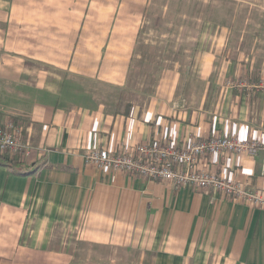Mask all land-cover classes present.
Returning <instances> with one entry per match:
<instances>
[{
  "label": "crops",
  "instance_id": "0c3cea01",
  "mask_svg": "<svg viewBox=\"0 0 264 264\" xmlns=\"http://www.w3.org/2000/svg\"><path fill=\"white\" fill-rule=\"evenodd\" d=\"M96 8L101 21L114 13ZM81 11L66 0H0V118L21 123L32 146L28 159L15 157L19 165L0 162V264H264V211L84 160L92 148L183 146L217 135L264 144V95L226 87L264 80V59L202 46L185 68L163 70L145 102L82 105L67 98L66 67L54 54L65 51L60 36H73L70 50L80 43ZM129 25L118 29L121 39L135 30ZM263 161L264 150L210 157L201 168L263 196ZM53 244L72 251L36 248ZM77 244L89 255H76Z\"/></svg>",
  "mask_w": 264,
  "mask_h": 264
},
{
  "label": "rangeland",
  "instance_id": "374dc122",
  "mask_svg": "<svg viewBox=\"0 0 264 264\" xmlns=\"http://www.w3.org/2000/svg\"><path fill=\"white\" fill-rule=\"evenodd\" d=\"M66 1L72 8L83 9L78 15L80 43L70 50L73 36H60L57 42L65 51L54 54L66 67L67 98L82 105L107 104L121 109L126 103L145 102L163 70L175 63L185 68L202 46L207 50L224 44L230 57L264 59V0ZM97 6H111V19L99 20ZM66 24L65 29H71ZM127 24L135 30H130V38L121 39L122 32L117 31ZM45 247L72 251L73 245H36ZM76 247L81 248L76 255H89V246Z\"/></svg>",
  "mask_w": 264,
  "mask_h": 264
},
{
  "label": "built area",
  "instance_id": "2783aa9c",
  "mask_svg": "<svg viewBox=\"0 0 264 264\" xmlns=\"http://www.w3.org/2000/svg\"><path fill=\"white\" fill-rule=\"evenodd\" d=\"M226 87L264 95V80L258 83H252L246 78L229 80ZM23 133L24 126L21 123L10 117L0 118V155L28 159L32 146L24 141ZM263 150L264 144L257 140H240L217 135L183 146L142 143L118 152L92 148L85 153L84 160L88 166L126 173L146 180L172 183L177 189L211 190L225 198L241 201L264 211V195L257 194L240 182L201 168L210 157H255ZM262 175L264 176V161Z\"/></svg>",
  "mask_w": 264,
  "mask_h": 264
},
{
  "label": "trees",
  "instance_id": "16d2710c",
  "mask_svg": "<svg viewBox=\"0 0 264 264\" xmlns=\"http://www.w3.org/2000/svg\"><path fill=\"white\" fill-rule=\"evenodd\" d=\"M131 108V105L130 104H128V105H126V109H130ZM0 162H2V163H6L7 165H9V166H14L15 164L17 165H19L20 164V161L18 160V158H8V157H1L0 156Z\"/></svg>",
  "mask_w": 264,
  "mask_h": 264
}]
</instances>
